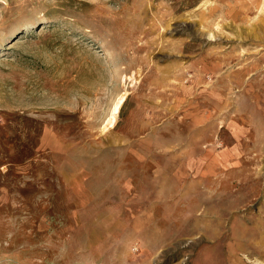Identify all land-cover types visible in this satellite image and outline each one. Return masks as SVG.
Masks as SVG:
<instances>
[{"label": "rangeland", "instance_id": "obj_1", "mask_svg": "<svg viewBox=\"0 0 264 264\" xmlns=\"http://www.w3.org/2000/svg\"><path fill=\"white\" fill-rule=\"evenodd\" d=\"M0 264H264V0H0Z\"/></svg>", "mask_w": 264, "mask_h": 264}]
</instances>
